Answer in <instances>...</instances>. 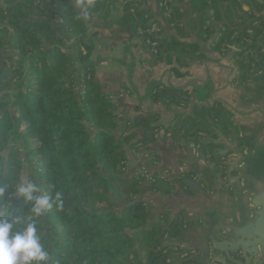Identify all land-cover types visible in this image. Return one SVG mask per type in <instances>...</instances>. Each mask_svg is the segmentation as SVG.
Instances as JSON below:
<instances>
[{
	"label": "trees",
	"instance_id": "trees-1",
	"mask_svg": "<svg viewBox=\"0 0 264 264\" xmlns=\"http://www.w3.org/2000/svg\"><path fill=\"white\" fill-rule=\"evenodd\" d=\"M1 1L0 185L6 187L4 199L9 208L0 203V216L20 217L13 233L22 231L31 217L49 251L50 264H161L163 258L156 248L166 235H180V223L173 221L164 231L160 221L147 225L149 212L141 202L131 200L145 188L140 178L123 176L124 144L132 138L128 133L131 126H125L122 133L115 130V105L94 80V64L89 62L93 46L85 40L76 0H51L54 7L47 10L31 0ZM168 1L172 10L169 22L176 24L186 0ZM220 1L187 0V4L196 12L208 15L210 11L206 18L218 19ZM252 1L250 5L257 7L258 18L263 20L264 0L262 4ZM105 2L94 0L87 8L88 16ZM145 14L144 6L135 9V26L146 24ZM54 15L60 17V26L52 20ZM253 17L255 14L249 18ZM63 27L78 34L76 55L60 48L57 33H63ZM253 30L255 36L264 31L258 26ZM166 39L158 40L159 49L175 47ZM14 55L20 61L28 60L25 71L20 61L11 62ZM76 61L82 65L81 77L73 72ZM139 143L144 140L130 146ZM23 156L33 166L28 179L36 176L41 187L38 195L62 193L61 210L53 205L36 217L30 212L31 202L14 196V185L23 177ZM148 188L154 186L150 183L145 190ZM115 201L123 204L121 209L115 208ZM160 219L166 223L164 216Z\"/></svg>",
	"mask_w": 264,
	"mask_h": 264
},
{
	"label": "crops",
	"instance_id": "crops-1",
	"mask_svg": "<svg viewBox=\"0 0 264 264\" xmlns=\"http://www.w3.org/2000/svg\"><path fill=\"white\" fill-rule=\"evenodd\" d=\"M157 1L144 2L146 14L143 19L146 22L160 24L162 28L160 39L167 37L166 42L175 43L173 49L159 50L157 56L151 54L143 37L136 32L135 28L139 25L135 26L133 23L135 16L132 4L125 0H106L102 9L87 19L82 16V20L86 31L85 40L93 46L89 62L94 64V80L100 84L104 95L115 105L114 112L117 116L115 130L122 133L125 126H131L128 133L132 138L124 144L127 160L123 176L137 177L144 169L151 174L149 180H143L141 186L145 187L144 190L133 195L131 200L141 202L149 212L148 225L159 221L163 224L160 218L164 216L166 223L161 228L164 231V227H168L173 221L190 227L189 224L183 223V214L190 210L188 199L191 194L183 188L170 185L160 177L163 168L164 170L170 168L176 162L174 150L165 145V141L167 143L168 139L174 136V132L171 130L165 132L164 145L161 144L162 141L149 144L148 126L159 117L148 114L157 107L159 99L164 98L165 101L167 95L176 93L182 96L194 93L195 101L199 102L205 101L208 93L212 91V102L215 99H222L232 103L228 95L236 94L234 88L236 80L229 82L232 78L230 68L241 57L236 53L229 55L230 51L223 47V40H227V44L235 45L238 49L248 48L245 53L248 50L252 51L255 46L263 45L264 39L260 37L264 31L255 36L253 28L258 26L264 29V10L261 11L262 20L258 18L260 11L255 9L257 7L250 5L253 3L252 0H237L238 4L232 0H223L218 3L220 17L209 19L206 17H209L210 11L208 15L193 11L186 0V3L182 4L184 14L174 24L162 15ZM255 2L262 4L263 0ZM126 6L129 8L126 9ZM253 14L258 18L255 21V17L249 18ZM215 28L218 34L211 45L215 60H207L202 55L196 57L195 52L198 50L196 45L180 42V39L188 38L191 33L206 41L214 33ZM178 53L195 57V60L194 62L185 60L175 55ZM74 69L75 74L82 73L80 63H75ZM179 121L180 117L174 121L172 127ZM141 140H144V143H139L135 147L130 146ZM150 183L154 188L145 190ZM122 206L121 202L115 201L116 209H121ZM183 229L186 227L182 226L180 235L175 238L166 236L164 238V248L180 249L169 252L172 264H185L183 259L189 254H180L184 246V236L181 233Z\"/></svg>",
	"mask_w": 264,
	"mask_h": 264
},
{
	"label": "water",
	"instance_id": "water-1",
	"mask_svg": "<svg viewBox=\"0 0 264 264\" xmlns=\"http://www.w3.org/2000/svg\"><path fill=\"white\" fill-rule=\"evenodd\" d=\"M217 34L215 28L203 41L191 33L180 42L196 45V57L215 60L211 45ZM223 47L241 57L230 68L229 82L236 80V94L228 95L232 103L212 102V91L199 102L194 93L169 94L148 114L159 118L149 124L147 139L161 143L167 130L174 132L165 145L176 162L160 177L191 194L183 214L190 227L181 232L180 254L189 253L185 264H264V44L247 53L227 40Z\"/></svg>",
	"mask_w": 264,
	"mask_h": 264
},
{
	"label": "clouds",
	"instance_id": "clouds-1",
	"mask_svg": "<svg viewBox=\"0 0 264 264\" xmlns=\"http://www.w3.org/2000/svg\"><path fill=\"white\" fill-rule=\"evenodd\" d=\"M94 0H76V5L81 9L84 19L88 18L87 8L93 6ZM79 18V17H77ZM6 187L0 185V203L5 201ZM41 187L34 180L20 178L14 185V196L22 197L25 202H31L30 212L39 217L56 206L58 210L63 208L62 193L56 192L54 196L38 195ZM29 222L22 231L12 232L13 226L21 222L20 217L11 214L0 216V264H50L49 251L41 243V235L37 231L36 222L28 218Z\"/></svg>",
	"mask_w": 264,
	"mask_h": 264
},
{
	"label": "rangeland",
	"instance_id": "rangeland-1",
	"mask_svg": "<svg viewBox=\"0 0 264 264\" xmlns=\"http://www.w3.org/2000/svg\"><path fill=\"white\" fill-rule=\"evenodd\" d=\"M34 4H37V5H41L44 9H50V8H52V7H54V5H53V2H51V0H31ZM126 1V0H125ZM148 0H129L127 3H131L132 5H131V8H132V10L133 11H135V9L137 8V7H141V6H143L145 3L144 2H147ZM2 1L0 0V3H1ZM160 3H161V1L160 0H158L157 1V5H158V7H159V9L161 10V12H162V15L163 16H165L168 20H170L171 19V17H172V10H171V5H170V3H169V1L167 0V9L165 10L164 8H162L161 6H160ZM164 11H165V13L166 14H169V16H167V15H165V13H164ZM52 20L54 21V22H57L58 23V25L60 26V24H62L61 23V20H60V17L58 16V15H54V16H52ZM147 24H157V25H159V27H160V29H161V33H160V35H159V38H158V40L160 39V36H161V34H162V28H161V25L160 24H158L157 22H146V24H140L139 26H137L136 28H135V30H136V32L139 34V32L137 31V28L138 27H140L141 29L142 28H146L147 27ZM1 27H3L2 25H1ZM63 30H64V32L63 33H57V36H58V38H59V40H60V42H61V44H60V48L66 53V54H70V55H76V52H75V44H76V42H78V34H75V33H71L70 31H69V29H66V28H64L63 27ZM222 33H224V32H222ZM69 34L71 35V36H69ZM70 37V38H69ZM69 38V39H68ZM158 40H157V42H158ZM69 42H73V43H71L72 44V46L70 47V45L69 46H67L66 44H69ZM144 43H145V38H144ZM146 44V43H145ZM158 48V47H157ZM83 49V50H82ZM79 50H82V52H83V54L84 53H86V49L84 48V46H80L79 47ZM158 51H157V53L156 54H152V52H151V54L152 55H154V56H157V55H159V50H161V49H157ZM161 52V51H160ZM21 59L19 58V56H17V55H14L13 56V60L11 61L14 65L15 64H18L19 63V61H20ZM21 63V68L25 71L26 70V68H27V62H28V60L25 58V59H23L22 61H20ZM75 63H79V62H74V64ZM80 65H81V63H80ZM82 66V65H81ZM75 70L76 69H74V65H73V72H75ZM75 74V73H74ZM81 74H83V70H82V73ZM81 74L79 75V74H75V75H77L78 77H81ZM12 109H13V107H12ZM14 110V109H13ZM18 146L20 147V149H22V150H25L24 148H25V146H24V144L22 143V142H19L18 143ZM23 162H22V166H23V171H22V174H23V177L24 178H26V179H28L29 178V174L31 175V173H33V166L31 165V163H29V160L30 159H26L24 156H23ZM138 178H140L141 180H146L144 177H143V175H142V171L139 173V175L137 176ZM159 178V177H158ZM31 180H34L36 183H37V179H36V176L33 174V176H32V178H30ZM155 179V178H154ZM161 179V178H160ZM165 180V179H164ZM165 181H167V180H165ZM168 183L170 184V185H172L173 183L172 182H170V181H168ZM148 225V224H147ZM153 225V224H152ZM163 226H164V222H163ZM162 226V227H163ZM182 226L183 227H187V225H183L182 223H180V228L182 229ZM167 227H164V230L166 229ZM166 237H167V235H166ZM165 238V237H164ZM163 238V239H164ZM165 247V245H164V240L162 241V243H161V245L160 246H158L156 249H157V251L160 253V255H161V258H163V260L161 259V264H172L171 263V258H172V256H171V254L169 253V252H174V251H179L180 249H178V250H176V248H172V247H170V248H164ZM172 248V249H171ZM165 252V253H164ZM169 254H170V256H169ZM165 259V260H164ZM176 259H174V261H175Z\"/></svg>",
	"mask_w": 264,
	"mask_h": 264
},
{
	"label": "built area",
	"instance_id": "built-area-1",
	"mask_svg": "<svg viewBox=\"0 0 264 264\" xmlns=\"http://www.w3.org/2000/svg\"><path fill=\"white\" fill-rule=\"evenodd\" d=\"M128 1L129 0H126V2H128ZM160 1H161L160 6L166 10L167 9V0H160ZM164 13H165V11H164ZM165 15L169 16V14H166V13H165ZM137 31L143 37V39L145 38L146 46L149 48L150 52H152V54H156L158 51L157 50L158 49L157 48L158 47L157 40H158L159 35L161 33V29H160L159 25L147 24L146 28L141 29L140 27H138ZM69 36H71V35L69 34ZM71 43H73V42H69V44H66V45L67 46L70 45V47H71L72 46ZM142 175L146 180H149L151 178V174L145 169L142 170Z\"/></svg>",
	"mask_w": 264,
	"mask_h": 264
},
{
	"label": "flooded vegetation",
	"instance_id": "flooded-vegetation-1",
	"mask_svg": "<svg viewBox=\"0 0 264 264\" xmlns=\"http://www.w3.org/2000/svg\"><path fill=\"white\" fill-rule=\"evenodd\" d=\"M229 32V31H228Z\"/></svg>",
	"mask_w": 264,
	"mask_h": 264
}]
</instances>
